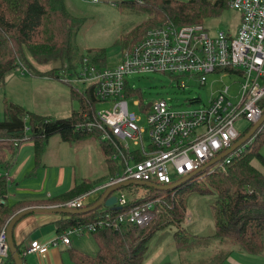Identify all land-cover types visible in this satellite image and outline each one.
<instances>
[{
    "label": "trees",
    "instance_id": "1",
    "mask_svg": "<svg viewBox=\"0 0 264 264\" xmlns=\"http://www.w3.org/2000/svg\"><path fill=\"white\" fill-rule=\"evenodd\" d=\"M131 1L134 5L142 8L144 6L143 11L150 17L144 18L135 29L120 37L119 45L122 46V50L136 44L152 27L162 26L166 22L179 26L182 25L180 23L184 25L199 23L206 14L203 7L213 2ZM213 3L214 6L223 8L229 0H215ZM83 22L84 18L77 17L69 10L66 0H0V85H5L7 73L16 68H25L33 77L39 76L38 64L51 65L49 74L56 79L68 77L73 71L77 73L85 57H89L93 65L106 66L107 53L103 48L89 49L88 55L76 53V37L83 27ZM68 84L69 97L77 104V108H73L70 116L66 118L43 116L29 110L23 104L5 100L6 118L0 120V167L9 168L25 140L35 143L36 162L43 163V154L49 140L52 136L59 135L62 141L70 144L82 145L98 141L106 168L110 170L107 180L121 171L120 163L113 159L115 152L113 144L101 140L99 130L89 131L86 126L88 120L95 116L99 104L96 84H91L85 89H79L72 82ZM27 115L30 117L32 131L29 136L26 133ZM254 136L245 153L234 159L226 172H212L208 168L170 190H160L146 184L128 185L148 190L145 196H130L128 208L166 195L160 204L161 207L164 202L163 207L167 206L166 214L157 216L162 212V207L155 219L143 227L124 223L114 227L113 223L117 222V216L126 212V206L119 210L100 206L81 214L60 213L62 214L58 224L60 235L71 227H84L98 221L111 223L110 226L99 227L98 231L91 234L99 244L96 254H84L77 248L70 249L75 263L144 264L159 246L158 242L162 241L163 237L158 236L171 226L176 228L172 233L174 236L172 242L179 251L201 249L212 243L215 238L219 241L220 247L208 258L186 263L183 260V264H224L235 249L255 255L264 254V172L253 163V160L258 158L259 162L264 164V157L259 150L264 143V129ZM98 182L85 178L79 183L76 182L74 189L66 195L48 201H37L38 203L31 205L27 203L9 205L6 201L9 191L8 178L0 174V232L2 228L7 227L15 214L25 208L50 207L54 203L67 202L97 188ZM121 189L124 190L125 187ZM188 191L214 196L210 202V208L215 215V231L212 235L199 236L190 227L183 225L187 212L185 194ZM16 246L25 263L26 247L17 244ZM9 261L15 262L12 255Z\"/></svg>",
    "mask_w": 264,
    "mask_h": 264
},
{
    "label": "built area",
    "instance_id": "2",
    "mask_svg": "<svg viewBox=\"0 0 264 264\" xmlns=\"http://www.w3.org/2000/svg\"><path fill=\"white\" fill-rule=\"evenodd\" d=\"M229 6L240 13L241 24L235 35L226 30L213 33L203 23L177 26L166 22L151 28L136 44L123 49L116 64L93 65L85 57L78 80L96 84L98 106L111 104L110 108L97 107L86 126L89 131L99 130L101 140L113 144V159L120 163L121 171L92 191L69 199L65 207L83 208L85 197L90 193L104 192L126 180L158 185L177 183L230 149L261 119L264 115V0H229ZM152 72L168 73L176 78L197 77L202 86L207 84L206 77L211 72H235L241 76L239 99L234 101L237 96L226 85L206 103L194 98L186 104L174 105L169 99L161 98L146 105L142 90L134 89L128 76ZM186 86L185 80L179 83L180 88ZM131 96H139L134 103L147 115L149 143L144 138L145 129L139 124L140 117L129 108ZM241 118L250 123L244 132L236 126ZM262 129L264 122L256 133ZM254 137L213 163L210 170L226 172L228 165L245 153ZM115 192L119 193L117 205L126 206V212L117 216L114 227L123 223L143 227L155 219L160 197L128 208L131 201L128 192L122 189ZM108 222L71 227L50 242L33 240L26 246L24 255L44 254L59 242L68 245L71 234L80 237L92 234L99 227L110 226ZM6 228L0 232V264H7L11 255Z\"/></svg>",
    "mask_w": 264,
    "mask_h": 264
},
{
    "label": "rangeland",
    "instance_id": "3",
    "mask_svg": "<svg viewBox=\"0 0 264 264\" xmlns=\"http://www.w3.org/2000/svg\"><path fill=\"white\" fill-rule=\"evenodd\" d=\"M212 1L214 2L215 0ZM66 2L69 10L74 15L84 18L83 27L79 30V34L76 37V53L78 55H88L89 49L103 48L107 53L106 66L116 64L121 58L122 46L119 45L120 37L135 29L144 18L150 17L143 11L145 9L144 6L142 8L137 4L134 5L131 0H66ZM213 2L209 3V6L205 5L203 7L206 10V14L199 20V23H203L213 33L218 30H226L235 35L241 24L239 11L229 6V3L224 5L223 8H218L213 5ZM180 24L184 25V23ZM27 57L30 58L29 55ZM30 60L33 62L31 58ZM37 69L40 75L34 76L35 78L25 68H16L7 73L4 80L5 85H0V120H5L6 118V99L23 104L29 110L42 114L43 116H54L58 118L69 117L71 110L77 108V104L73 103L69 97L70 86L68 82H72L79 89H85L91 85V82L78 80L79 74L83 72L82 68L77 73L74 71L70 72L68 77L65 76L62 79H56L52 75L50 76L51 65L38 64ZM206 79L207 84L202 86L197 77L190 78L188 76H182V78H176L168 73L164 74L161 72H152L149 74L138 73L128 76L131 86L136 90H142L146 105L161 98L169 99L174 105L186 104L189 99L194 98H201V102L206 103L226 85H230V93L234 97L237 96L234 101L239 99L238 92L240 91L241 76L237 73L211 72V74L207 75ZM182 80H185L187 83V86L184 88L179 87V83ZM136 98H139V96L129 97V108L140 117L139 124L145 129L144 138L146 139V143H149L150 126L147 123V115L140 106L135 105L134 100ZM110 106L111 104H100L98 109L110 108ZM25 119L27 127L26 133L30 135L32 133L30 117L27 115ZM249 125L250 123L244 118H241L236 124L240 132L247 130ZM49 142L43 155L44 161L49 166L46 170L51 171L50 176L57 174L58 180L62 167L66 170V179L63 185L57 184V186L55 185L56 176L53 180H50L45 193L46 195L51 194V197L43 198V200L47 201L68 194L74 189V183L83 181L84 178H91L93 181L98 180L100 186L109 177V175L105 176L107 169L104 156L99 150L98 141L82 143V145L70 144L62 141L59 135H54ZM259 150L264 157V143L261 144ZM259 161L258 158H255L253 163L264 171V164ZM35 164L33 161L32 167L28 170V178L25 179L26 184L33 182L31 186H38L34 182L36 178L32 173L38 172L37 177L39 178L45 168H38ZM206 181L209 180L206 179ZM125 190L130 196L135 195L137 197L145 196L148 191L144 187L137 188L136 186H126L123 191ZM101 193V191L90 193L85 197L84 205L90 206L98 202ZM165 196H160V200L157 201L158 212L164 206V202L161 207L160 204H162V198ZM185 196L187 199V212L183 225L190 227L199 236L212 235L215 231V215L210 208V202L214 196L210 194H198L192 191H188ZM66 203H54L50 207H65ZM166 207H163L162 212L157 215L158 217L165 213V210H168ZM189 217H191V220ZM175 229V226H171L158 236L159 238L163 237L162 240L165 236L167 238L163 241V250H161L162 253L160 254V258H158L157 264L158 262H162L163 264H182V260H184V263L187 261H197L201 258H208L209 255L215 252L216 248L220 247L218 239L215 238V240H212V243L201 249L179 251L171 243L174 238L172 233ZM70 238L73 239L72 245L80 248L84 252L94 254L99 250V244L91 234H84V236H81L82 239H79L75 234H71ZM61 247L64 250L68 248L65 245ZM238 251L241 250L238 249L237 252H234L233 257L241 263L264 264V254H244ZM26 258L30 259L32 257L26 255ZM224 264H229V262H225Z\"/></svg>",
    "mask_w": 264,
    "mask_h": 264
},
{
    "label": "crops",
    "instance_id": "4",
    "mask_svg": "<svg viewBox=\"0 0 264 264\" xmlns=\"http://www.w3.org/2000/svg\"><path fill=\"white\" fill-rule=\"evenodd\" d=\"M94 1V0H93ZM35 78V77H34ZM29 136V135H28ZM50 143V142H49ZM48 143V144H49ZM46 151V148H45ZM44 151V153H45ZM36 148L35 143L31 140H25L24 143L19 147L18 152L13 158L12 164L9 166V168L0 167V174L6 175L8 178L9 183V191L7 194L6 201L9 203V205L14 204H28L31 205L33 203H38L39 201H45L43 198L51 197V194L46 195V189L48 188V184L50 180H53L56 176V186L57 184L63 185L64 180L66 179V170H64L61 167V172L59 173V178L57 180V174L52 175L51 171L46 170L47 167H49L44 161V156L41 164H37L36 162ZM44 155V154H43ZM35 162L36 167H45L44 172L42 171V175L37 177L38 172L32 173V175H35L36 184L38 186H31V184H26L25 179L28 178V170L32 167V162ZM34 169V168H33ZM107 169V168H106ZM106 172V175H109V169ZM264 172V171H263ZM105 175V176H106ZM85 179V178H84ZM91 179V178H89ZM92 180V179H91ZM81 182V181H80ZM76 183V182H75ZM74 183V184H75ZM79 183V182H77ZM76 185V184H75ZM116 194V192H115ZM117 195V194H116ZM5 201V200H4ZM5 201V202H6ZM38 201V202H37ZM48 201V200H47ZM3 202V201H2ZM187 211V210H186ZM191 220V217H189ZM62 219V214L60 213H29L25 215L23 219H21L16 226L14 227V242L17 245H21L23 247H26L29 245V243L33 240L42 241V242H50L54 240L59 234V228L58 224L59 221ZM215 222V221H214ZM93 236V235H91ZM169 236V235H168ZM79 239H82L80 236ZM94 237V236H93ZM167 237L165 236L164 239L159 242V246L157 249L153 252L152 256L147 259V261L144 264H157L158 258H160V254L162 253L161 250H163V241ZM59 245L51 246L48 252L44 254H26L28 256H31L32 258L27 259L25 256V263L24 264H76L73 258L71 257L70 249L77 248L84 254H90L88 252L82 251L80 248L75 247L73 244V239L70 238V244H65L62 242H59ZM171 243H173L171 241ZM65 245L68 246L67 250H64L61 246ZM174 246V244H173ZM175 247V246H174ZM238 249L233 250L231 252L232 254L227 259L226 262H229V264H243L240 261L236 260L233 255L234 252H237ZM240 253H247V252H241ZM96 254V253H94ZM90 254V255H94ZM162 262H158V264H161ZM7 264H15V262H8ZM163 264V263H162ZM166 264V263H164ZM183 264V260H182Z\"/></svg>",
    "mask_w": 264,
    "mask_h": 264
},
{
    "label": "water",
    "instance_id": "5",
    "mask_svg": "<svg viewBox=\"0 0 264 264\" xmlns=\"http://www.w3.org/2000/svg\"><path fill=\"white\" fill-rule=\"evenodd\" d=\"M264 122V115L261 117V119L256 123L255 126H253L249 132L245 133L244 135H242V138L235 143L230 149H228L226 152L222 153L221 155L217 156L216 158L213 159V161L207 163L206 165H204L202 168H200L199 170L195 171L194 173L184 177V179L178 181L177 183H173L170 185H158V184H153L150 182H146V181H137V180H126L125 182H121V183H117L112 185L111 187H109L108 189H106L100 196V199L98 200V202H96L93 205L90 206H84L83 208H66V207H62V206H54V207H45V206H40V207H31V208H25V210H22L20 212H18L17 214H15V216H13L11 218V221L9 222V224L7 225V233H8V244L10 246V251H11V255L13 257V259L15 260L16 264H24L23 259L21 258V254L14 242V227L16 226V224L25 217V215L29 214V213H83V212H90L93 211L95 209H98V207L100 206H104L107 208H111L114 210H119L121 209L120 205H117L118 202V198L117 195L115 194V191L124 188L128 185H132V184H146L152 187H157L160 190H170L173 187H176L180 184H182L185 180L189 179L191 176L198 174L200 171L206 170L209 167H211V165H213V163H215L216 161L222 159L223 157L227 156V154H229L230 152H232L234 149H236L237 147L241 146L242 143H245L247 141H249L252 137H254V134L256 133V131L258 130V128L261 126V124ZM3 201V200H2ZM5 203V201H3Z\"/></svg>",
    "mask_w": 264,
    "mask_h": 264
}]
</instances>
